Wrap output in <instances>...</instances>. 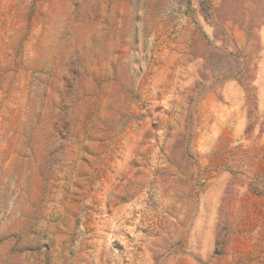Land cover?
I'll return each mask as SVG.
<instances>
[{
	"label": "rangeland",
	"instance_id": "1",
	"mask_svg": "<svg viewBox=\"0 0 264 264\" xmlns=\"http://www.w3.org/2000/svg\"><path fill=\"white\" fill-rule=\"evenodd\" d=\"M0 264H264V0H0Z\"/></svg>",
	"mask_w": 264,
	"mask_h": 264
}]
</instances>
